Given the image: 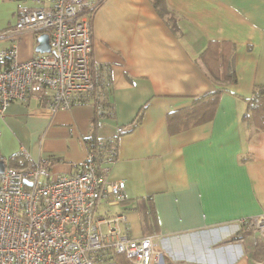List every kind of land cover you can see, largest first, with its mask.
Returning a JSON list of instances; mask_svg holds the SVG:
<instances>
[{
	"label": "crops",
	"instance_id": "1",
	"mask_svg": "<svg viewBox=\"0 0 264 264\" xmlns=\"http://www.w3.org/2000/svg\"><path fill=\"white\" fill-rule=\"evenodd\" d=\"M90 1L92 58L111 67L113 117L90 105L50 115V92H35L0 116V157L13 168L50 160L51 178L73 175L91 141L123 127L108 181L125 182L126 201L101 204L97 219L124 216L119 232L132 239L152 233L160 264H264V231L251 224L264 215V129L245 117L264 88V0ZM19 12L0 0V33ZM25 35L20 62L38 45ZM214 90L210 119L183 127L194 99Z\"/></svg>",
	"mask_w": 264,
	"mask_h": 264
},
{
	"label": "built area",
	"instance_id": "2",
	"mask_svg": "<svg viewBox=\"0 0 264 264\" xmlns=\"http://www.w3.org/2000/svg\"><path fill=\"white\" fill-rule=\"evenodd\" d=\"M20 5L17 23L0 33L10 46L0 49V116L13 103L45 94L48 114L75 106H93L100 117H113V78L108 65L92 58L90 0H11ZM49 35L50 52L18 60V35ZM91 141L87 157L73 175L51 178L52 161L7 166L0 174V264H106L113 254L131 264H160L154 237L120 234L124 216L96 218L101 204L126 201L124 181H108L118 155L116 136ZM0 160H6L0 157ZM264 231V215L251 219ZM101 223L109 227L107 233ZM248 224V223H247Z\"/></svg>",
	"mask_w": 264,
	"mask_h": 264
},
{
	"label": "trees",
	"instance_id": "3",
	"mask_svg": "<svg viewBox=\"0 0 264 264\" xmlns=\"http://www.w3.org/2000/svg\"><path fill=\"white\" fill-rule=\"evenodd\" d=\"M231 74L232 75H230V70H228L227 78L229 81H231L232 78L234 80L233 72ZM218 94L219 90H214L211 93L206 94L202 97L195 98L194 106L182 115V120L186 117V119L182 123V126L187 127L192 123L208 121L216 105ZM245 117L247 119L256 121V125L260 129H264V88H257L252 94L250 100H248V111L246 112ZM181 119H175V121L178 123L181 121ZM17 159L18 156H15L13 158V161L16 162ZM21 162L23 163V160H20V163ZM11 166L13 165L11 164ZM146 216L147 215H143V218ZM151 234L152 233H148L147 235ZM107 261L108 262L106 264H131L129 259L122 254H113Z\"/></svg>",
	"mask_w": 264,
	"mask_h": 264
},
{
	"label": "water",
	"instance_id": "4",
	"mask_svg": "<svg viewBox=\"0 0 264 264\" xmlns=\"http://www.w3.org/2000/svg\"><path fill=\"white\" fill-rule=\"evenodd\" d=\"M37 53H49L50 52V39L47 33L41 34L38 37V45L36 47ZM6 164L3 160H0V174L4 173Z\"/></svg>",
	"mask_w": 264,
	"mask_h": 264
},
{
	"label": "rangeland",
	"instance_id": "5",
	"mask_svg": "<svg viewBox=\"0 0 264 264\" xmlns=\"http://www.w3.org/2000/svg\"><path fill=\"white\" fill-rule=\"evenodd\" d=\"M24 35H25V34H23L22 36H20V37L17 38V40H18V52H19L20 48H22V46L25 44V43H24V41H25L24 37H25L26 35H25V36H24ZM32 35H33V34H32ZM34 37H35V35H34ZM35 38H36V37H35ZM34 46H35V45H34ZM33 51H35V47L33 48ZM35 52H36V51H35ZM253 228H256V229L259 230V228H258L257 226L255 227V225L253 226ZM253 228H252V229L250 228V231L253 230ZM259 231L262 232L261 230H259ZM155 248H156V250H159L158 247L156 246V244H155Z\"/></svg>",
	"mask_w": 264,
	"mask_h": 264
},
{
	"label": "clouds",
	"instance_id": "6",
	"mask_svg": "<svg viewBox=\"0 0 264 264\" xmlns=\"http://www.w3.org/2000/svg\"><path fill=\"white\" fill-rule=\"evenodd\" d=\"M162 255H163V253H162ZM163 258H164V255H163Z\"/></svg>",
	"mask_w": 264,
	"mask_h": 264
}]
</instances>
